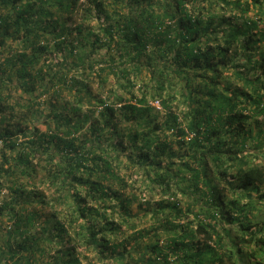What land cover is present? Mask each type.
<instances>
[{
    "label": "trees",
    "instance_id": "obj_1",
    "mask_svg": "<svg viewBox=\"0 0 264 264\" xmlns=\"http://www.w3.org/2000/svg\"><path fill=\"white\" fill-rule=\"evenodd\" d=\"M204 1L207 9L221 1L232 3L240 15L251 10L257 18L261 16L257 13L259 7L264 6V0ZM112 2L110 5L114 8L105 13L111 22L101 24V31L92 32L90 26L84 25V19L91 6L98 10L109 6L103 0H0V193L5 191L0 199V213L4 211L5 220L10 221L0 223V232L6 233L1 235L0 264H79L83 249L97 252L99 260H104L107 250L115 251L116 246L109 244L105 235L107 227L120 228L108 211L115 207L110 204L112 198L121 215L130 216L129 201L119 197L112 188L114 184L119 185L117 188L125 185L119 172L123 158L131 162L156 159L145 170L152 183L169 194L173 178L183 181L186 184L182 188L196 197L195 203L201 211L210 209V217L218 219L219 225H224L229 210L240 216L242 207L236 206L237 198L228 204L221 199L225 187L219 177L226 175L223 169L226 161L233 162L228 166H234L241 158L246 140L256 137L251 128L244 129L243 122L250 117L249 113L264 115V86L239 66L231 67L226 46L218 45L214 49L198 43L213 38L208 32L213 29L210 18L203 28L204 36L195 38L202 18L200 14H191L187 6L195 9L201 0ZM63 12L65 18L58 20L56 16L60 17ZM79 18L81 22H77ZM230 25L227 35L236 37L238 33L249 34L257 20L244 19L240 27ZM74 32L93 37L89 45L86 40L81 46L80 41L76 44L70 41V54L78 49L77 57L81 54L79 49L86 45L90 46L87 54L106 49L110 62L116 57L132 60L142 53L151 59L167 57L170 67L166 64L165 68L158 61L159 68L152 70L157 95L164 94L165 90L163 94L160 91L166 79L173 75L168 71L174 77L184 73L180 79L184 81L181 89L187 107L179 114H171L169 96L164 98L161 107L166 116L160 122L169 124L168 130L176 137H171V141L178 147L185 146L180 161L172 160L179 154L167 142L169 135L163 133V127L154 125L148 129L150 112L154 109L144 96L135 103H122L118 108L115 104H106L99 111L102 120L91 121L87 120V113L61 112L58 101L53 98L48 100V117L41 120L45 117L43 110L36 107L40 104L38 97L47 92L56 95L68 84H83L79 76L69 75L70 70H64L61 64L45 68L44 73L41 66L36 67L45 53L63 44L69 45L66 36L74 37ZM13 41L18 48L10 46ZM248 61L251 70H262L264 77V52L255 58L248 57ZM224 70L231 71L229 75L239 80L240 85L231 88L229 82L222 84L221 80H215V77H224ZM193 77L200 81L189 84ZM79 86L75 90L80 93L83 88ZM12 88L19 95L10 101ZM77 99L80 101L79 96ZM116 111L119 115L114 119ZM40 123L45 124V129ZM165 153L169 157L162 165L160 157ZM35 176L49 189V194L36 186H28L25 180ZM232 177L238 183L235 187L243 189L231 190L236 197L244 190L259 191L264 185V162L247 167L238 165ZM260 195L264 197V192ZM161 205L155 208L157 214ZM168 206L170 211L180 212L175 200L167 203ZM239 223L244 228L242 220ZM215 233L211 220L200 221L183 234L173 232L166 245L176 254L183 249L192 250L195 242L197 248L192 252V260L185 264H226V260L230 264H264L253 252L249 255L252 261L246 257L235 260L214 249L211 243L219 240ZM255 235V232L250 234L249 241L264 244L263 238ZM143 247L144 254L136 257L123 250L113 255L119 258L115 264L168 263V252L161 250L158 240ZM147 251L155 257H146Z\"/></svg>",
    "mask_w": 264,
    "mask_h": 264
},
{
    "label": "rangeland",
    "instance_id": "obj_2",
    "mask_svg": "<svg viewBox=\"0 0 264 264\" xmlns=\"http://www.w3.org/2000/svg\"><path fill=\"white\" fill-rule=\"evenodd\" d=\"M103 1L109 4V6L104 4L106 8L103 7V10H98L96 7L91 6V11L84 19V25L90 26L92 32L101 31V24H107V22L111 20L105 13L114 8V6L110 5L113 4V2L112 0ZM204 3V0H201L200 4L196 3L195 9L187 6V8L191 10V14H200L202 18V22L200 21L198 24V31L195 38L204 36L203 28L207 27L205 23L209 18L211 19L209 25L212 26L213 29L208 32L212 34L213 38L208 41L199 40L198 43L202 47H212L214 49H217L218 45L226 46L230 58L229 62L233 64L231 67L234 68V65L237 67L239 66L244 72L248 73L247 75L252 76L253 79L258 78L257 81L259 84L264 86L262 70H260V72L251 70L250 62L248 61V57L253 56L255 58L259 56V53L264 52V6L259 7L257 13L261 14V16L257 18V15L251 10L240 15L239 11L232 8V3H221V1H217V3L213 4V7L209 9L205 8L206 5H204ZM211 13H215V15H211ZM65 15V12H63L60 17L59 15L56 17L58 20H63ZM244 19H255L257 20V25L250 29L249 34L238 33L236 37L228 36L227 33L231 29L230 24L233 23L235 26L240 27ZM77 22H81V19H77ZM84 34L83 32L81 35L75 33L76 36L74 37L67 35L66 39L68 42L66 43L69 45L63 44L56 50L51 49L50 53H45L39 58L36 67L41 66L43 68L42 73H44L45 68L48 69L49 66L56 68L57 63L61 64L64 70H70L67 72L69 75L74 74L79 76V81L83 83L81 85L79 84L80 86L78 84H72L71 86L66 84L67 86L63 87L61 92L56 95L51 96V94L47 92L38 97L40 99V104L36 107L43 110L45 117L41 118V120H46L48 117L46 115L49 114L50 110L48 100L53 98L58 101V107L61 108V112L73 114V111L77 110L78 112L89 114L87 120L91 121L94 118L102 120L99 111L106 104H115V107L118 108L117 106H120L122 103H135L136 99H140L144 96L143 98H145L147 103H150L154 109L150 112L151 116L149 118H151V124H149L148 129L150 130L154 125L158 127L162 126L165 130L163 133L169 135L167 142L172 143V148L179 154V156H173L172 160L174 162L180 161V154L184 153L185 146H179V149L176 142L171 141V137H176L172 135L173 132L168 130L169 124L163 125L160 122H162L166 116L163 107H161V102L164 98H168L169 96L167 102L170 105L168 110L171 114H179L187 107L181 89L184 85V81L180 79L184 73L181 72L179 76L174 77V73L168 71L169 74L173 75L170 76V79H166L163 91H160L163 94L165 90L164 94L162 96L157 95L156 90H158V87L153 80L152 70L154 67L159 68L157 65L158 61L163 64V67L166 68V64L170 67L171 64L166 61L167 57L151 59L146 53H142L132 60L116 57L114 61L110 62L106 49H97L96 53L87 54L86 52L90 49V46L87 45L79 49L81 52L79 55L80 57L75 56L78 49H75L74 54L71 55L69 51V46L71 47L70 41L75 44L80 41L79 44L81 46L85 40L88 45L90 41L93 40L92 36L86 37ZM10 46L12 48H18L14 41ZM96 48H98V45H96ZM148 48L151 49V46L149 45ZM100 59L103 61H100ZM168 59L172 60V56L168 57ZM127 61V66H124L123 63ZM99 66L105 67V69L102 70ZM124 68H126V71L123 70ZM230 72L231 71L224 70V77H215V80H221L222 84L227 81L231 84V88L240 85L241 82L232 78L231 75H229ZM190 76H193L192 72ZM13 78L15 77L13 76ZM199 81V78L193 77L189 84L194 85ZM76 86L83 88L80 89V93L75 90ZM11 92L12 97L9 98V100L13 101V99L19 95V91L12 88ZM77 96H79L80 101H78ZM137 104H139V101ZM118 115L119 112L116 111L112 118L115 119ZM248 116L250 117H247L243 122L244 129L251 128L256 137L246 140L243 150H241L240 153L241 158H239V161L236 160L234 162V166H228L227 164L233 162L230 160L226 161L225 165H223V169L226 170V175L219 177L220 182L225 187V190L222 191L223 195L221 199L224 203L228 204L237 198L238 203L236 206L242 207L240 216L236 212L229 210L228 219L224 222V225H219L218 219L210 217V209L204 211L200 210L201 207L195 203L196 197L182 188L183 184H186L183 181H175L173 178L171 180L172 185L167 191L169 194L163 192L161 186L152 183L145 170L147 167L150 168L151 163L156 159L153 161H151V159L147 161H138L134 159L131 162L130 159L126 160L123 158L124 161L121 164L119 172L120 175L124 177L122 184L125 183V185L121 188H117L119 185L114 184L112 188L116 190V194L119 197L129 201L128 208L130 209V216L124 218L118 211L115 198H112V200L115 201L111 200L110 204H113L115 207H111L108 211L113 214V218L120 228L117 227L116 230H112L110 227H107L105 235L108 237V243L111 245L114 244L116 249L113 252L107 250V255H103L104 260H99L97 252L91 249H83L79 254L81 257V262L79 264H115L119 262V258H114L113 255L123 250L124 253L128 252L136 257L139 254L141 255V253L144 254L143 244L151 243L156 240H158L161 250L164 253L168 252L169 255L168 263L160 261L157 264L188 263L192 260L193 250L195 247L197 248L195 242L192 250L187 251L183 249L176 254H172L166 244L170 240L173 232L175 234H183L184 230L192 228L197 222L208 220H211V222L215 224V236L219 238L217 242H210L214 249L231 255L235 260H241L242 257H246L252 261L251 258L253 257L251 256L250 258L249 255L253 252L257 259L264 261V244L261 242L259 245H255L249 241V236L250 234L252 235L253 232H255V236H261L264 240V197L260 195L261 192H264V185L261 186L259 191L244 190L238 197L231 191L234 188L237 192L243 190L235 187L238 183L236 179L232 177L238 165L247 167L256 162H264V115L249 113ZM178 120L180 119L178 118ZM180 123H183V121L180 120ZM39 126L45 129V124L40 123ZM154 132L160 134L157 129H154ZM160 135H162V133ZM168 157V153L160 157L162 165L167 163ZM172 168V170L175 169L174 166ZM151 175H153L152 172ZM216 179L218 180L217 177ZM25 181L28 186H36L43 192L47 194L50 193L49 189L41 183L37 176L33 177L30 181ZM182 189L184 191H182ZM4 195L5 191L3 190L0 193V199ZM173 200L178 202L180 212L176 210L170 211V206L166 207V204ZM159 203H162V205L159 209L160 213L157 214L155 208ZM1 212L0 223H10V221L5 220L6 217L3 215L4 211ZM240 220L244 223V228L240 227ZM1 235L6 236V233L0 232V242ZM196 237L200 239L198 236ZM196 237L193 239L195 240ZM145 256L150 258L155 257L150 254V251L145 252ZM226 264H230L228 260H226Z\"/></svg>",
    "mask_w": 264,
    "mask_h": 264
}]
</instances>
